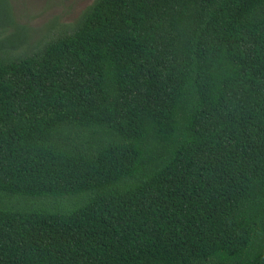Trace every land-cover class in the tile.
Returning <instances> with one entry per match:
<instances>
[{
  "label": "trees",
  "instance_id": "trees-1",
  "mask_svg": "<svg viewBox=\"0 0 264 264\" xmlns=\"http://www.w3.org/2000/svg\"><path fill=\"white\" fill-rule=\"evenodd\" d=\"M10 28L0 264H264V0H96L25 55L0 0Z\"/></svg>",
  "mask_w": 264,
  "mask_h": 264
},
{
  "label": "rangeland",
  "instance_id": "rangeland-1",
  "mask_svg": "<svg viewBox=\"0 0 264 264\" xmlns=\"http://www.w3.org/2000/svg\"><path fill=\"white\" fill-rule=\"evenodd\" d=\"M17 26L24 28L26 41L19 50L24 55L35 47L63 33H72L84 12L96 0H9ZM10 28L0 32L6 36L15 32ZM20 42V41H19ZM7 206H24L26 201L11 197L3 198ZM33 203V202H31Z\"/></svg>",
  "mask_w": 264,
  "mask_h": 264
}]
</instances>
